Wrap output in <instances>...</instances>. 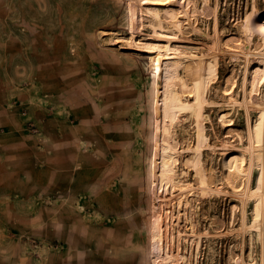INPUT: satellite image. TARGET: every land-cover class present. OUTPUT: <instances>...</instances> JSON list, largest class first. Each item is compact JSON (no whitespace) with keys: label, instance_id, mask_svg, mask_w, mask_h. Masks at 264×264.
I'll return each instance as SVG.
<instances>
[{"label":"rangeland","instance_id":"obj_1","mask_svg":"<svg viewBox=\"0 0 264 264\" xmlns=\"http://www.w3.org/2000/svg\"><path fill=\"white\" fill-rule=\"evenodd\" d=\"M131 1L0 0V264H162L152 222L165 192L171 264H261L264 152L249 150L264 107V0H133L136 23ZM167 50L197 112L172 124L164 191L152 181ZM193 57L214 65L208 79Z\"/></svg>","mask_w":264,"mask_h":264},{"label":"bare ground","instance_id":"obj_2","mask_svg":"<svg viewBox=\"0 0 264 264\" xmlns=\"http://www.w3.org/2000/svg\"><path fill=\"white\" fill-rule=\"evenodd\" d=\"M171 1L179 3L180 0H153V1L148 0V1H145V4H146V6L151 5V4L161 6L163 4L167 5ZM175 5H177V4H175ZM169 13L171 14V12H169ZM169 13H167V15H166L164 12L163 16L167 17L169 15ZM184 13H182V14H184ZM131 15H132L131 18H132L133 23H136L137 22V6L133 0L131 1ZM152 15L156 18H159V14H152ZM251 16H252L251 13L248 14V16L246 17V21H245L246 22L245 27L243 26L244 30L247 31V33H248V35H247L248 37L250 36L249 32L251 30L250 26H249L250 25L249 20L252 19V18H250ZM164 20H165V18H164ZM253 24H254V22H253ZM254 28H256V26ZM262 28L264 29V24H263V27L261 26V29ZM212 52H213V50H212ZM213 54H214V52H213ZM194 58L195 57H193V59ZM158 60H159V62H161L159 64H160V68H162L160 75L161 74L162 75L160 76L161 77L160 84L158 85V87L156 89L155 99H160L159 100L160 104L159 103L156 104L157 109L155 112V117L157 119H159V130L161 133H160V136L158 139V146L156 147V150H155L156 151V157H155L156 160H153V176L154 177H153L152 183L156 189H161V190L166 191V189L168 188V183H169V181L173 175V168H174V164L176 162V151H177L176 150L177 145H172V140H173L172 134L174 133V130H175L172 124L176 120L177 116L179 114H181L183 111H190L191 113H194V112H197V109L194 108V106H192L191 104L183 102V100L181 99V96L179 95V93L176 89V85L174 82H175V80H179L178 76H177V67L175 64L177 62V56L169 53V51L167 50L166 52L158 55ZM194 60H195V65H196V68L198 71L199 80L201 82H202V80L208 79V77L210 75H212L213 72L215 71L214 65L213 66H207V64L205 62L206 58H202V57L199 58L198 57V58H195ZM160 68H158V70ZM178 71H180V70H178ZM180 89L182 92L187 91V85L184 82H181ZM257 122L258 123H256L257 125L255 126V132H254L255 142H253V144L251 143L250 150H249L251 157L254 156V150L258 147H259V149H263V152H264V107H263L262 112L260 113V117L257 120ZM249 136L250 135L248 133V137ZM249 138H251V136ZM258 155L261 156V159L263 160V162H262L263 164H262L260 175H259L258 180H257L258 201H257V205L255 206L254 217H255L257 223H260L263 225L264 224V158H263L262 154L259 153ZM232 159H234V158H232ZM177 162H178V160H177ZM248 167H249V165H248ZM244 168H246V167H244ZM245 171H246V169H245ZM243 178H245V176H243ZM199 181H201V180H199ZM248 181L249 180H247V182ZM252 194H255V193H252ZM163 195L164 196L161 199V203H159V204L157 202L155 203L157 212H156V215L154 216V221L152 222V239L156 240V258L159 261H162V264H171V262L178 257V254H177V251H175L174 253H170L166 249L165 243L163 241V234H162V219H163L162 216L168 214V212H169L168 209H170L169 204L171 202L172 196H170V194H168L166 192ZM242 203H244V202H242ZM244 204H242V205H244ZM241 224H242L241 225L242 230H244L246 228V224L244 223V220L241 221ZM260 224H258V225H260ZM259 231H260V229H259ZM260 233L263 234L262 231ZM179 235L180 234H178V236ZM256 238H258V237H256ZM261 248H262V246H261ZM261 248H259V249H261ZM260 256H261V253H260ZM241 261H243V260H241ZM259 262H261V264H264V254L262 257V261L260 260Z\"/></svg>","mask_w":264,"mask_h":264},{"label":"crops","instance_id":"obj_3","mask_svg":"<svg viewBox=\"0 0 264 264\" xmlns=\"http://www.w3.org/2000/svg\"><path fill=\"white\" fill-rule=\"evenodd\" d=\"M48 133V132H47ZM47 133H44L42 136H45V139H46V135H47ZM48 139V138H47ZM42 150V149H41Z\"/></svg>","mask_w":264,"mask_h":264}]
</instances>
